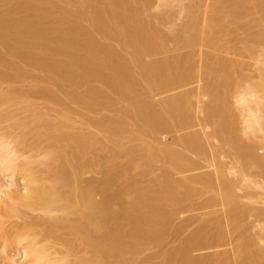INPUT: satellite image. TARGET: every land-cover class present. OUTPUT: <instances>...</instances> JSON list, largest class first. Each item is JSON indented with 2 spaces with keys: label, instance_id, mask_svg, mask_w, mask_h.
<instances>
[{
  "label": "bare ground",
  "instance_id": "6f19581e",
  "mask_svg": "<svg viewBox=\"0 0 264 264\" xmlns=\"http://www.w3.org/2000/svg\"><path fill=\"white\" fill-rule=\"evenodd\" d=\"M33 99L87 131L0 136V264H264V0H0V104Z\"/></svg>",
  "mask_w": 264,
  "mask_h": 264
},
{
  "label": "rangeland",
  "instance_id": "374dc122",
  "mask_svg": "<svg viewBox=\"0 0 264 264\" xmlns=\"http://www.w3.org/2000/svg\"><path fill=\"white\" fill-rule=\"evenodd\" d=\"M168 28H169V26H167L165 28V30H167ZM171 48H173V47H171ZM177 53H180V52L175 51L173 48V51L171 54H177ZM252 75H255V74L252 73ZM6 111H10L12 113V117L10 119H4V118L1 119V121H0V136L5 140L6 139L13 140L15 138L25 136V138L28 140V143L24 146H20L19 150L22 153H25L26 155L31 156L32 159H34V160L38 158L37 157L38 154L33 150L32 145H30L31 143H33L34 141L37 140V138L36 137L34 138L33 135L35 133H41L44 136V138L47 139L48 137L51 136L52 132L49 128L42 126V125H39L36 127L32 126L30 124V122L33 118H39L40 120L45 119V118H48L51 120L57 119L58 121H60L64 124L63 131L66 133H85L87 131V127H86L83 120H80L75 115H66V114L57 115L56 114V108L53 107L52 105L46 103V102H43L42 100L33 99V100H29L27 103H22V102L17 101V102L8 104V105L0 104V114H4ZM99 139L101 140V142L104 145V150H99V148L96 147L93 151L86 154L87 158L94 156V154H96L98 152H103L104 155H108L109 153L110 154L111 153H121L122 151L125 150L126 146L128 145L127 142H124L123 143L124 146L122 144L121 147L115 148V147H112L109 143H107L102 136H99ZM49 144H50L49 141L43 140L42 142H40L39 145L42 149H44ZM261 151H262V149H260V150L258 149L257 152L258 153L260 152V155H262L263 153ZM223 156L225 157L226 155H221V153H220V157H222V159L220 157L219 158L221 159V161H223L224 159H226L225 161H227L228 157L226 156L227 158L225 157L223 159ZM137 163H139L138 164L139 166H137V169L135 168L136 170L134 169L135 171H132V175H137V173L139 174V172H140L139 170H141L142 166L140 165V162L138 161ZM159 173H160V165H157L154 168V170H152L148 174L144 175L140 179L139 187L144 188L145 186L146 187L151 186L152 188H154V186H153L154 184H152V183H153L154 179H156V177L159 175ZM91 176H93L95 178H100V175L95 174V173H92ZM198 187L199 186H197V188ZM213 208L214 209H212V211L213 210L217 211L220 209V207L217 210L215 209V207H213ZM197 212L196 211L192 212V211L188 210L187 213L185 212V214H182L180 216L181 218L182 217L183 218L181 219L179 217L178 220L182 221L183 219L191 217V215H195ZM199 212H201V211H199ZM178 220H177V222L179 223ZM8 224L9 223H7V225L5 224V226H8ZM226 248L229 249V246H227ZM156 251H157L156 248L148 247V249L144 253H142L141 255L138 256V259L139 258L142 259L147 255L154 254ZM16 259H17V262H21L19 255L16 257ZM137 261H139V260H137ZM146 264H149V262Z\"/></svg>",
  "mask_w": 264,
  "mask_h": 264
}]
</instances>
